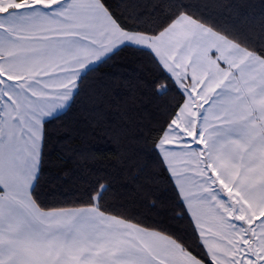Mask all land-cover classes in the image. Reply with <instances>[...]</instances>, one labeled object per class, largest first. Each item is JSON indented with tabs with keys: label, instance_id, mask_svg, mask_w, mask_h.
Returning <instances> with one entry per match:
<instances>
[{
	"label": "snow or ice",
	"instance_id": "1",
	"mask_svg": "<svg viewBox=\"0 0 264 264\" xmlns=\"http://www.w3.org/2000/svg\"><path fill=\"white\" fill-rule=\"evenodd\" d=\"M212 6L0 0V264H264V19L221 23ZM125 49L157 73L138 86L159 117L115 160L134 181L152 170L148 211L110 174L47 201V125Z\"/></svg>",
	"mask_w": 264,
	"mask_h": 264
},
{
	"label": "trees",
	"instance_id": "2",
	"mask_svg": "<svg viewBox=\"0 0 264 264\" xmlns=\"http://www.w3.org/2000/svg\"><path fill=\"white\" fill-rule=\"evenodd\" d=\"M140 2L147 4L149 0ZM193 2L203 4L206 0ZM208 14L221 23L258 24L264 19V0H219V6L210 7ZM156 74L147 58L131 49L90 74L89 97L82 93L78 103L47 125L49 143L41 182L44 199L70 202L93 175L110 174L109 178L120 187V202L134 211H148L138 206L137 186L152 170L145 169L134 181L115 167V160L118 151L135 154L141 147L138 129L159 117L155 101L138 86V79H151ZM157 195L166 199L163 185Z\"/></svg>",
	"mask_w": 264,
	"mask_h": 264
},
{
	"label": "crops",
	"instance_id": "3",
	"mask_svg": "<svg viewBox=\"0 0 264 264\" xmlns=\"http://www.w3.org/2000/svg\"><path fill=\"white\" fill-rule=\"evenodd\" d=\"M65 111H66V110H65ZM65 111H64V112H65ZM64 112H62V113H64ZM62 113H60V114H62Z\"/></svg>",
	"mask_w": 264,
	"mask_h": 264
}]
</instances>
